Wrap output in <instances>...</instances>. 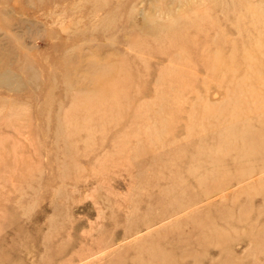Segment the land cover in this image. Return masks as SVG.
<instances>
[{
  "label": "rangeland",
  "instance_id": "rangeland-1",
  "mask_svg": "<svg viewBox=\"0 0 264 264\" xmlns=\"http://www.w3.org/2000/svg\"><path fill=\"white\" fill-rule=\"evenodd\" d=\"M0 264H264V0H0Z\"/></svg>",
  "mask_w": 264,
  "mask_h": 264
}]
</instances>
